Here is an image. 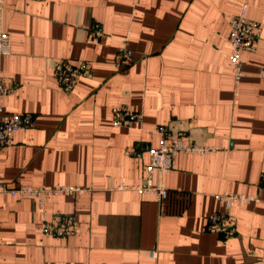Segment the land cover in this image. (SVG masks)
<instances>
[{"label":"crops","instance_id":"obj_1","mask_svg":"<svg viewBox=\"0 0 264 264\" xmlns=\"http://www.w3.org/2000/svg\"><path fill=\"white\" fill-rule=\"evenodd\" d=\"M243 4L259 28L236 90L228 38ZM0 23L3 111L35 122L0 147V182L81 189L42 205L0 193V264H264V0H6ZM65 58L92 65L72 90L54 73ZM119 106L139 117L116 126ZM161 126L215 148L177 154L162 204L137 189L158 181L147 166ZM224 193L259 197L230 208L229 236L207 228ZM62 214L76 230L45 232Z\"/></svg>","mask_w":264,"mask_h":264},{"label":"built area","instance_id":"obj_2","mask_svg":"<svg viewBox=\"0 0 264 264\" xmlns=\"http://www.w3.org/2000/svg\"><path fill=\"white\" fill-rule=\"evenodd\" d=\"M6 5V0H0V13ZM230 62L232 73L235 80L236 90H238L241 79L244 76L243 62L241 53L243 51H254L258 37L259 24L257 21L247 16V5L243 4L239 11L230 21ZM89 30V37L98 39L103 34V28L99 23H95ZM11 39L9 33L0 23V58L11 54ZM133 57V51L128 48H121L119 51V60L122 62L129 61ZM92 65L89 61H74L71 59L59 60L55 67L54 73L59 84L66 90H72L76 87L78 80L90 74ZM260 75L264 77V67L260 69ZM11 91L6 84L4 72L0 69V147L11 143L13 134L17 130H26L35 125L34 117L29 112H12L3 111L4 96ZM113 121L116 126L125 124L128 120L139 117V113L130 110L126 106L113 108ZM159 131L162 138L158 146L151 147L149 154L150 163L147 166L149 172L154 169L158 172V181L152 182L146 180L144 184L138 185L137 189L143 193L153 194L161 204L168 198L169 189L164 184V178L175 168V158L181 152H209L215 150L210 146H201L185 139V133L181 132L173 135L170 128L161 126ZM264 177V174H263ZM74 193L81 191L76 186H60L58 188H46L43 186L20 185L9 186L0 182V193H9L13 196H35L40 205L46 196L58 194L61 192ZM223 210L214 212L207 217V228L222 236H229L235 231V221L230 214V208L235 204H244L258 200L256 194L242 193H224L218 196ZM76 230L74 218L70 215H58L54 222H45L44 231L54 235H68ZM1 243V239H0ZM156 257L157 252H151Z\"/></svg>","mask_w":264,"mask_h":264}]
</instances>
